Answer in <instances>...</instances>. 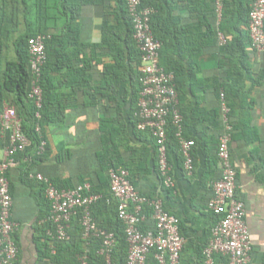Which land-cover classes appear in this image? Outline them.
<instances>
[{
    "label": "trees",
    "instance_id": "obj_1",
    "mask_svg": "<svg viewBox=\"0 0 264 264\" xmlns=\"http://www.w3.org/2000/svg\"><path fill=\"white\" fill-rule=\"evenodd\" d=\"M253 2L254 0H223L221 19L216 26L210 22V19L215 17L214 0H202V4L197 3L196 0H140L141 8L154 10L150 17V29L155 40L161 43L160 58L163 55L167 58L168 65L164 68L165 71L174 75L179 104L183 88L197 81L193 73L197 66L196 58H199L204 48L213 44L218 47L221 57L220 66L227 67L229 72L226 82L217 85L216 93L218 100L223 93L230 109L232 137L239 129L247 126L245 117L252 107L250 91L245 90L244 87L245 80L253 73L248 53L249 50L254 51L251 48L248 32L249 13ZM17 5L23 8L25 29L12 41L14 58L8 60L4 58L3 50L5 42L9 41L16 31V27H12V17H16ZM9 6H11V12L8 9ZM87 7L99 8L103 12L101 42L98 45L80 43L81 11ZM176 10H187L190 15H194L196 23L181 24L180 18L174 15ZM217 33H221L226 39V43L222 46L217 43ZM40 34L49 35L50 38L45 42L47 59L41 76L43 100L39 111L40 119L37 120L36 108L28 98L31 74L27 44L30 38ZM86 49L104 50L112 59L111 65L103 66V81L95 88L91 86L92 81L89 75L90 59L84 56ZM184 61L187 63L184 64ZM140 62V53L133 40L132 20L125 0H0V114L4 104L14 107L21 120L22 132L30 142L23 153L16 155L18 164L24 162L22 180L27 178L26 169L29 165L42 162L48 156L46 127L51 123H63L65 117L66 96L58 92L59 85L53 75H60L62 71H66L67 74L62 75V81L58 83L66 84L70 90V96L80 92L87 99L86 108H96L103 100L108 103L107 108H103L102 117L98 119L101 150L96 154V160L101 185L100 187L91 185V193L100 195L101 199L92 206L91 215L99 228L115 236L116 244L110 262L107 263L99 254L101 240L91 238L84 241L82 239L83 230L79 224V218L76 217L69 223L70 241L55 243L53 254L48 251L52 264H79L78 257L84 253L87 254L88 264H127L128 246L125 241L124 226L117 219V203L111 196L108 179V170L111 168H123L129 171V166L123 162L119 153L120 145L128 141L127 125L130 126L134 136L148 135L153 141L155 171L161 183L155 140L148 131L137 130L136 113L141 92L138 72ZM259 78L254 81V84L258 83ZM88 90L92 91L91 94ZM109 109L113 110V117L107 115ZM179 110L183 118V136L189 140L185 136L187 116L180 106ZM215 117L221 125L219 106ZM36 126L40 127V135L35 131ZM175 134V128L169 123L166 127V154L169 165L173 156L184 163ZM41 141L46 142L45 152L42 156H37V148ZM6 145L7 137L2 134L0 128V150ZM194 148L195 142L191 149L192 158ZM132 153L136 157L142 156L141 152L140 155L135 151ZM129 180L135 188L130 176ZM50 181L59 190L72 188L69 180ZM161 186L163 187L162 183ZM163 189L172 191L164 187ZM41 194L44 198L43 186ZM44 201L48 206V212L44 218L46 222L43 225V233L46 234L47 231L52 230V225L47 221L50 205L45 198ZM144 214L146 220L140 228L142 231H147L153 228V224L147 225V221L151 219V211L146 208ZM211 216L214 218V226L217 217L213 214ZM49 240L47 238V241ZM216 258L226 264L223 257L216 256L214 259ZM147 264H156L152 255L148 257Z\"/></svg>",
    "mask_w": 264,
    "mask_h": 264
},
{
    "label": "crops",
    "instance_id": "obj_2",
    "mask_svg": "<svg viewBox=\"0 0 264 264\" xmlns=\"http://www.w3.org/2000/svg\"><path fill=\"white\" fill-rule=\"evenodd\" d=\"M196 2L202 4V0ZM174 15L180 18L181 24L196 23L194 15H190L187 10H176ZM220 19L215 14L210 22L217 26ZM102 23L103 12L99 8L82 9L80 43L100 44ZM248 53L253 73L245 80L244 89L250 91L252 107L245 117L247 126L232 137L230 162L236 172L237 197L246 209L244 220L252 246L249 264H264V53L251 50ZM84 56L90 59L89 75L91 86L95 88L103 81V66L111 65L112 59L101 49H86ZM220 60L215 44L204 48L199 58H196L197 66L193 72L198 82L185 86L181 92L179 106L187 116L185 136L195 142L193 170L189 174L180 159L173 156L170 161L174 183L171 192L163 189L157 177L155 149L148 135L136 137L127 125L128 141L119 147L123 162L129 166L127 172L136 191L159 198L165 210L178 218L179 230L184 238L180 264H203L202 249L209 241L214 223L206 203L212 195L211 183L220 174L216 148L222 126L215 117L219 106L216 88L226 82L229 72L227 67L220 66ZM160 63L163 68L167 67L165 55L160 58ZM66 74V71H62L60 75H53L59 85L58 92L66 96L64 104L67 110L63 123H51L46 127L47 158L29 165L24 180V162H19L9 175L13 198L12 217L20 225L14 234L18 248L14 264H52L48 256V251L52 252L51 242L47 233H43L48 206L41 194L42 184L30 176L38 174L49 180H69L72 188L84 183L94 187L101 185L96 160V154L101 150L98 119L102 117L103 108H107L108 103L103 100L96 108H86L87 99L80 92L70 96L66 84L58 83L62 81V75ZM258 77V83L254 84ZM91 92L88 90L89 94ZM107 115L113 117V110L109 109ZM133 151L137 154L141 152L142 156H134ZM152 224V219L147 221V225ZM214 264L223 263L216 258Z\"/></svg>",
    "mask_w": 264,
    "mask_h": 264
},
{
    "label": "built area",
    "instance_id": "obj_3",
    "mask_svg": "<svg viewBox=\"0 0 264 264\" xmlns=\"http://www.w3.org/2000/svg\"><path fill=\"white\" fill-rule=\"evenodd\" d=\"M128 14L132 20L133 40L140 53L139 83L141 92L138 100L137 130L148 131L155 140L158 155V172L161 183L166 189H173L171 166L166 154V127L170 123L176 130L180 151L184 159V168L191 174L193 163L192 140H186L182 130V115L179 110V98L174 85V75L166 72L160 63L161 43L155 40L150 29V17L154 10L141 8L140 0H125ZM215 14L220 19L223 0H214ZM251 48L264 53V0H254L251 5L248 22ZM49 35H37L28 40L30 66L29 100L36 108L35 117L40 119L43 92L41 87L42 68L46 63L45 42ZM217 43H226L225 37L217 33ZM222 130L218 137L216 158L219 177L211 183L212 195L206 203L209 213L217 217L211 228L210 238L202 249L204 264H214V258L221 256L226 264H249L252 251L250 235L245 225L246 209L236 194V172L230 162V143L233 126L230 109L223 93L219 100ZM0 128L7 137V145L2 149L0 159V264H14L18 248L14 234L20 225L12 217V194L9 174L18 166L16 155L23 153L30 145L21 128V120L16 109L3 105L0 114ZM40 135V127L35 130ZM46 142L41 141L36 155L42 156ZM43 186L44 198L50 205L47 221L52 230L47 231L52 253L55 243L70 241L69 223L79 218L83 230L82 239L101 240L99 254L107 263L110 262L116 244L113 233L98 227L91 215V208L100 199V195L91 193V186L84 183L71 189H57L52 182L42 175H32ZM110 193L116 201L117 219L124 226L125 241L128 246L127 264H147L153 256L156 264H180L184 238L179 230V220L168 213L159 198L140 195L129 180L127 170L111 168L108 170ZM151 211L153 228L142 231L140 226L146 220L145 209ZM79 264H88L87 254L78 257Z\"/></svg>",
    "mask_w": 264,
    "mask_h": 264
},
{
    "label": "rangeland",
    "instance_id": "obj_4",
    "mask_svg": "<svg viewBox=\"0 0 264 264\" xmlns=\"http://www.w3.org/2000/svg\"><path fill=\"white\" fill-rule=\"evenodd\" d=\"M16 10V17H12L13 25L12 27H16L15 33L12 35L11 39L9 41L5 42V48H4V58L8 60H12L14 58L13 50H12V41L18 36L19 34L24 32V23H23V8L21 5H17ZM11 12V6L8 7Z\"/></svg>",
    "mask_w": 264,
    "mask_h": 264
}]
</instances>
